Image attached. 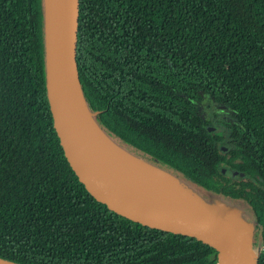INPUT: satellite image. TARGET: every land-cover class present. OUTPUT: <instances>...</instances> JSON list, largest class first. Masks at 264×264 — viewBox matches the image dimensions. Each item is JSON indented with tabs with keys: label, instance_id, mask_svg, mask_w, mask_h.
I'll use <instances>...</instances> for the list:
<instances>
[{
	"label": "trees",
	"instance_id": "1",
	"mask_svg": "<svg viewBox=\"0 0 264 264\" xmlns=\"http://www.w3.org/2000/svg\"><path fill=\"white\" fill-rule=\"evenodd\" d=\"M78 4L75 66L91 120L211 212L248 220L264 264V0ZM45 62L43 0H0V259L216 264L200 241L88 194L54 128ZM214 120L224 129L208 132Z\"/></svg>",
	"mask_w": 264,
	"mask_h": 264
},
{
	"label": "water",
	"instance_id": "2",
	"mask_svg": "<svg viewBox=\"0 0 264 264\" xmlns=\"http://www.w3.org/2000/svg\"><path fill=\"white\" fill-rule=\"evenodd\" d=\"M78 7V0H55L52 36L48 39L44 17V41L47 95L54 128L69 166L80 183L91 197L130 222L173 235L191 237L214 249L217 253L216 264H254L260 248L253 247L250 224V227L240 226L234 217L213 213L200 201L215 217H191L139 202L112 185L91 159L81 134L82 118L87 116L96 130L103 134L85 107L75 66ZM213 129V126L206 127L208 132ZM221 172L225 170L222 168ZM237 173L233 171L231 176ZM0 264L14 263L0 259Z\"/></svg>",
	"mask_w": 264,
	"mask_h": 264
},
{
	"label": "bare ground",
	"instance_id": "3",
	"mask_svg": "<svg viewBox=\"0 0 264 264\" xmlns=\"http://www.w3.org/2000/svg\"><path fill=\"white\" fill-rule=\"evenodd\" d=\"M54 9L55 0H44L48 39L52 36ZM81 134L91 159L103 176L129 197L144 204L186 216L207 218L210 215L169 207L168 203L174 193L176 181L166 173L146 165L112 145L96 130L87 116L81 120Z\"/></svg>",
	"mask_w": 264,
	"mask_h": 264
},
{
	"label": "rangeland",
	"instance_id": "4",
	"mask_svg": "<svg viewBox=\"0 0 264 264\" xmlns=\"http://www.w3.org/2000/svg\"><path fill=\"white\" fill-rule=\"evenodd\" d=\"M213 127L215 125L218 126L217 130H223L224 126L222 124H217L215 123V120L213 121ZM145 183H148L144 181ZM176 187H174V193L170 197V203H168L169 207L180 209V210H185L189 212H197V213H206L210 214L209 216H213V214L209 213V210H207L204 206H202L197 199H195L192 195H190L185 189L181 188L177 182H176ZM176 192V193H175ZM190 196V197H189ZM173 198V199H172ZM220 213L222 215H227L231 216L232 213L229 210H226L225 208L220 210ZM240 226L243 225V227H250L248 220L240 219V218H235ZM256 248H259V246H256Z\"/></svg>",
	"mask_w": 264,
	"mask_h": 264
},
{
	"label": "flooded vegetation",
	"instance_id": "5",
	"mask_svg": "<svg viewBox=\"0 0 264 264\" xmlns=\"http://www.w3.org/2000/svg\"><path fill=\"white\" fill-rule=\"evenodd\" d=\"M208 103H206L205 105H204V109H205V111H206V113H208L209 112V110H208Z\"/></svg>",
	"mask_w": 264,
	"mask_h": 264
}]
</instances>
